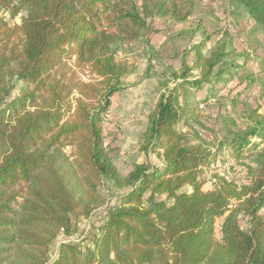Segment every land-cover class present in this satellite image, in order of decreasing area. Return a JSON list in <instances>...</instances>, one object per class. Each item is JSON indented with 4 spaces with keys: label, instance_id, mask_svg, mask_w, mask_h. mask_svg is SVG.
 I'll list each match as a JSON object with an SVG mask.
<instances>
[{
    "label": "trees",
    "instance_id": "16d2710c",
    "mask_svg": "<svg viewBox=\"0 0 264 264\" xmlns=\"http://www.w3.org/2000/svg\"><path fill=\"white\" fill-rule=\"evenodd\" d=\"M236 1L264 31V0ZM112 9L129 28L103 24ZM0 10L21 17L14 25L0 19V106L10 79L24 84L0 111V264H264V122L218 140L215 150L180 129L195 113L192 94L209 102L218 83L229 84V70L214 73L224 53L200 55V76L190 79L186 68L150 115L142 150L162 167L137 165L123 179L103 128L128 73L113 47L139 39L145 15L170 14L165 1L0 0ZM174 13L189 15L179 5ZM249 153L258 162L249 186L216 176L205 191L214 159ZM106 182L128 191L96 232L61 242L52 258L61 237L107 204Z\"/></svg>",
    "mask_w": 264,
    "mask_h": 264
},
{
    "label": "rangeland",
    "instance_id": "374dc122",
    "mask_svg": "<svg viewBox=\"0 0 264 264\" xmlns=\"http://www.w3.org/2000/svg\"><path fill=\"white\" fill-rule=\"evenodd\" d=\"M135 1L139 6L141 0ZM164 1L170 14L155 12L145 15L147 29L139 39L122 41L113 47L117 60L127 64L128 73L122 80L124 88L112 98L103 128L105 145L123 179L137 165L162 167L163 162L156 153L150 149L142 150L150 115L186 68L191 69L190 79L200 76V55L208 60L224 53L225 57L214 73L220 68L229 70L230 77H226L229 84L218 83L209 102L197 100L192 94L195 113L188 123L180 125V129L188 133L194 143L207 144L215 150L218 140L233 138L240 131L257 128L264 122V86L259 82L264 70V31L249 17L247 10L236 0ZM175 5H179L183 13L189 12L185 20L174 13ZM1 18L11 25L21 23L20 16L12 19L7 11L0 10ZM112 22H115L117 32L129 28V23L115 21L113 9L104 17L103 24ZM76 77L83 81L90 79L78 71ZM9 83L11 95L1 104L0 111L18 99L24 87L17 78L10 79ZM238 91L242 92L241 96H237ZM256 154L249 153L238 160L229 157L214 159L206 171L207 179L213 182L205 186V191L213 187L216 176L234 182L239 188L249 186L258 169ZM102 191L107 204L90 220L79 222L72 237H61L53 247L52 258L61 242L80 243L96 232L128 188L106 182ZM157 200H166V197L158 196ZM241 222L245 228L246 220Z\"/></svg>",
    "mask_w": 264,
    "mask_h": 264
},
{
    "label": "built area",
    "instance_id": "2783aa9c",
    "mask_svg": "<svg viewBox=\"0 0 264 264\" xmlns=\"http://www.w3.org/2000/svg\"><path fill=\"white\" fill-rule=\"evenodd\" d=\"M229 27H231V26H229ZM242 42H243V40H242Z\"/></svg>",
    "mask_w": 264,
    "mask_h": 264
}]
</instances>
